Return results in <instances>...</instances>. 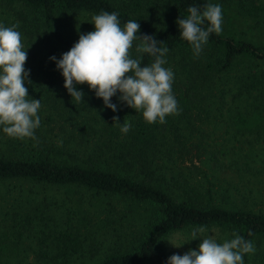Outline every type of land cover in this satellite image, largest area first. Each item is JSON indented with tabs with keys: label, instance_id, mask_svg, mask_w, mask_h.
I'll return each mask as SVG.
<instances>
[{
	"label": "trees",
	"instance_id": "obj_1",
	"mask_svg": "<svg viewBox=\"0 0 264 264\" xmlns=\"http://www.w3.org/2000/svg\"><path fill=\"white\" fill-rule=\"evenodd\" d=\"M1 1L13 11L9 15L13 18L5 26L19 25L17 30L27 51L24 67L30 70L32 82L25 80L24 83L28 99L41 101L38 111L41 125L35 130V140L9 137L0 127L5 144L22 148L18 156L0 154V181L78 185L96 193L122 196L144 206L147 213L143 229L132 236L129 244L108 250L93 264H148L155 255L162 253L158 249L168 235L200 226L219 231L223 239H231L235 231L251 240L256 251L245 254L244 264H264V212L244 205L226 208L215 204L212 185L206 193L208 203L200 204L192 197L195 188L188 183L184 172L189 168L187 162L192 164L199 159L217 171L231 168L239 177H258L264 173V166L252 164L249 154L243 152L258 150L261 153L263 149L258 146L264 144V72L247 74L234 88L217 89L216 94L211 91L214 100L208 104L214 107L213 121L226 122L227 133L232 138H211L196 125L200 110L203 111L197 103L210 100V94L199 96L200 87H206L203 82L216 74H224L243 59L264 62V42L246 40L229 31L212 33L200 55L195 56L191 45L181 38L176 21L187 18L190 6L202 10L210 0ZM250 5L247 12L263 20L264 26V19L259 16L264 14V5L256 2ZM102 11L117 12L122 28L128 20H137L141 35H154L164 42L161 46L168 48L167 64L180 73L174 76L172 84L180 109L178 115H168L163 124H149L141 112L118 101L119 93L111 98L118 105V111L113 112L86 83L77 85V89L85 93V103L72 102L64 80L59 83L58 76L54 75L51 65L55 62L49 57L61 58L79 37L59 32L55 23L58 17L68 18L80 13L91 18ZM208 26L206 21L203 27ZM138 43L139 40L135 41L131 50L134 57ZM151 61L152 58L144 54L142 63ZM58 75H62L61 71ZM209 87L214 88L212 84ZM113 116H118L120 123L130 122L132 127L127 134L113 123ZM228 146L229 153L226 152ZM76 154L86 156L84 163L68 160L75 159ZM110 160L122 162L125 171L132 169L134 174L112 169L106 164ZM100 161L105 165L99 166ZM170 185L181 189L186 197L171 194L166 188ZM19 209H22L20 204L11 212L6 211L5 219L0 213V264L6 259L20 257L24 239L32 236L39 247L34 250L35 255L55 264H69L84 251L80 250L81 238L68 221L64 230L53 220L54 227L40 228L34 213ZM112 214L111 210L108 215Z\"/></svg>",
	"mask_w": 264,
	"mask_h": 264
},
{
	"label": "rangeland",
	"instance_id": "obj_2",
	"mask_svg": "<svg viewBox=\"0 0 264 264\" xmlns=\"http://www.w3.org/2000/svg\"><path fill=\"white\" fill-rule=\"evenodd\" d=\"M253 2L264 5V0H210V3L219 4L222 7V31H229L237 37L261 43L264 42L263 20H259L253 14L247 12L248 6H251L250 4ZM11 13L13 11L9 5L0 0V23L4 25L7 23L8 25L13 18L9 16ZM259 16L264 19V14L261 13ZM90 21L91 18L79 13L68 18L58 17L55 25L59 32L71 33L72 36L79 37L81 33H87L95 29L94 24ZM165 67L171 68L174 76H179V72L176 73V67L172 68V65L167 63ZM51 69L54 75L58 76L59 83L64 80L62 75H58L60 70L57 69L55 63L51 65ZM259 72H264V62L243 59L224 74H216L210 80L203 82L206 87H200L199 96L202 98L203 95L210 94V100L202 101L201 104L197 103L199 107L203 108L196 120V125L202 129L201 131L209 134L211 138L216 137L218 140H222L223 137L232 138L230 133H227L229 128L225 124L226 122L213 121L214 107L208 104V102L214 100L211 91L216 94L218 93L217 89L230 86L234 88L247 74H258ZM207 82L209 83L207 84ZM211 84L214 87L213 89L209 87ZM206 114L209 116L208 118L205 117ZM4 140L5 137L0 134V154L18 156L22 148H12L5 144ZM258 147L264 149V144ZM226 149V152L229 153L230 146ZM263 149L261 153L258 150L243 152L249 154L248 156L252 159L249 160L252 164L264 166V161H262L264 159ZM244 159H242L243 162H245ZM68 160L84 163L86 156L76 154L75 159ZM187 163L189 168L184 170L186 179L195 188L196 192H192V197L198 199L200 204L201 202L208 203L209 197L206 193L208 187L212 185L215 204H220L226 208L244 205L264 212V173L258 177L252 175L245 177L240 175L241 177H239V175L236 176L235 170L231 168L217 171L213 168L210 169L199 159L194 160L192 164ZM106 164H109L112 169L116 168L127 172L123 168L124 164L122 162L110 160ZM98 165L104 166L105 162L100 161ZM127 173L134 174V170L130 169ZM247 178L251 180L246 181ZM166 188L176 197H186L181 189L171 185L166 186ZM198 194L200 196L197 197ZM19 204L22 206L19 211H28L36 215V221L40 224V228L44 226L54 227L52 220L56 221L57 227L63 230L67 223H70L69 226L81 238L82 248L80 250L84 251L80 256L74 257L69 264H93L108 250H115L122 245L129 244L132 236L143 229L147 213L144 206H139L122 196L96 193L94 190L78 185L47 186L37 185L34 182L25 180L0 181L1 217L5 219L4 213L6 211L11 212L13 207ZM111 210L113 214L109 216ZM85 215L88 216L85 217ZM68 217H70V221ZM192 229L185 228L168 235L158 249L162 253L159 252V255H155L148 264H167V258L172 254L183 255L190 248H197L201 238L186 242L179 248L166 241L170 240L174 244L182 243L190 238ZM209 234L213 235L218 241L224 240L223 235L215 229L207 230L205 235ZM36 241L33 236L25 238L20 247V250H23L21 256L6 259L1 264H55L48 260H42L35 255L34 250H39ZM92 250H98V252L95 253Z\"/></svg>",
	"mask_w": 264,
	"mask_h": 264
},
{
	"label": "clouds",
	"instance_id": "obj_3",
	"mask_svg": "<svg viewBox=\"0 0 264 264\" xmlns=\"http://www.w3.org/2000/svg\"><path fill=\"white\" fill-rule=\"evenodd\" d=\"M187 18H178L176 23L179 34L192 47L193 54L199 56L212 33L222 32L223 14L219 4L206 3L203 9L190 6ZM207 21L208 27L203 25ZM91 23L95 29L81 33L79 39L61 58L49 57L54 61L64 77V87L72 102L85 103V93L77 85L87 84L97 98H102L105 107L113 112L118 105L112 102L117 96L120 102L141 112L149 124L166 122L168 115H178L180 109L172 92L174 73L165 67L168 48L154 35L140 34L137 20H128L123 28L117 12L102 11L92 15ZM18 23L5 26L0 23V127L9 137L23 140L36 139L35 130L41 125L38 111L40 99H28L29 92L25 80H30V70L24 65L27 51L21 42ZM135 57L131 50L134 42ZM152 58L149 64H143V56ZM120 131L127 134L131 129L128 121L119 122L118 116L112 117ZM203 226L193 228L190 238L184 243L201 238L198 247L190 248L183 255L172 254L167 264H244L245 254H254L255 245L235 231L231 239L218 241L213 235H205ZM252 235L251 231L248 233Z\"/></svg>",
	"mask_w": 264,
	"mask_h": 264
}]
</instances>
